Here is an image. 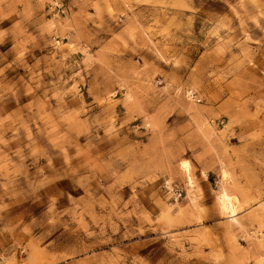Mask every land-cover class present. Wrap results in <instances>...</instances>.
Masks as SVG:
<instances>
[{"label": "rangeland", "instance_id": "obj_1", "mask_svg": "<svg viewBox=\"0 0 264 264\" xmlns=\"http://www.w3.org/2000/svg\"><path fill=\"white\" fill-rule=\"evenodd\" d=\"M0 264H264V0H0Z\"/></svg>", "mask_w": 264, "mask_h": 264}, {"label": "bare ground", "instance_id": "obj_2", "mask_svg": "<svg viewBox=\"0 0 264 264\" xmlns=\"http://www.w3.org/2000/svg\"><path fill=\"white\" fill-rule=\"evenodd\" d=\"M179 169L185 175V178L187 180L188 185L191 186L192 185V178H191V174H190L189 165L187 164V162H181V164L179 165ZM221 178H222V180H225V178H226V173L224 171H222V173H221ZM236 206H237V200L235 198L230 197L226 193H224L222 195V197H221V210L228 213L230 215V218H232V220H234V221L236 220L235 219Z\"/></svg>", "mask_w": 264, "mask_h": 264}, {"label": "built area", "instance_id": "obj_3", "mask_svg": "<svg viewBox=\"0 0 264 264\" xmlns=\"http://www.w3.org/2000/svg\"><path fill=\"white\" fill-rule=\"evenodd\" d=\"M187 95H188L189 97H194V98H195V95L192 94L191 92H188ZM171 191H172L174 194H176V196H178V197L181 196V192L179 191V189H178L177 187H174V188L171 187Z\"/></svg>", "mask_w": 264, "mask_h": 264}]
</instances>
